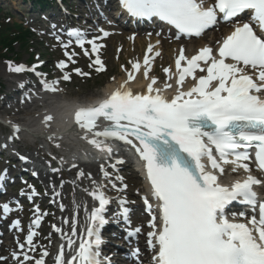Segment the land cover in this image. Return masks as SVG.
<instances>
[{
	"label": "snow or ice",
	"instance_id": "snow-or-ice-1",
	"mask_svg": "<svg viewBox=\"0 0 264 264\" xmlns=\"http://www.w3.org/2000/svg\"><path fill=\"white\" fill-rule=\"evenodd\" d=\"M119 2L137 20H158L174 29L176 40L201 37L206 30L218 28L221 23L230 25L232 30L218 40L215 50L205 45L189 57L181 46L175 59L176 71L164 68L167 80L160 87L156 86L158 79L150 76L153 58L146 54L143 65L139 60L131 63L127 80L94 107L78 114L81 138L107 157L116 175L101 164L106 185L90 173L77 172L71 183L79 186V181L89 179L92 187L81 190L94 203L91 208L84 205L83 223L79 219L80 205L74 202L71 216H62L60 224L50 226L61 241L52 264H110L109 258L102 254V230L109 223L107 215L113 202L105 189L110 185L111 190L126 193L128 187L119 175V166L124 160L116 158L113 152L115 141L130 146L146 171L155 204L148 196L142 200L150 217L146 235L147 246L154 253V264H264V200L255 190V186H264V180L252 175L250 167L254 156L257 170L264 174V0ZM97 32L92 36L79 29L54 32L66 58L56 64L61 78L47 80L45 73L37 71L42 66L39 64L28 68L10 63V70L31 72L39 78L42 90L57 91L60 79L70 81L72 72L90 75L80 68H71L80 55L75 51L78 47L89 59V68L103 72L106 66L99 53L105 45L99 41L110 33L103 28ZM156 35L161 36L162 32ZM130 39L134 41L135 37ZM159 43L158 40L155 46L149 44L147 53H153ZM160 55L155 51V57ZM142 66L149 83L145 91L134 92L129 82L135 80L134 73H139ZM197 72L202 75L197 76ZM189 77L194 83L185 88ZM169 81H175V94L171 97L164 94L174 87ZM18 158L27 161L26 157ZM228 165L231 173L242 170L247 175L243 180L223 182L221 177L226 175ZM72 167L77 165L73 163ZM115 181L122 187L118 188ZM29 188L27 197L31 202L37 193L31 185ZM21 194L25 195L23 189ZM60 195L53 186L52 202ZM115 202L118 205L114 213L116 222L126 225L124 238L129 241L138 238L143 228L131 227L126 195L116 197ZM58 206L62 213L66 211L63 203ZM236 206L247 207L251 216L245 211H234ZM22 210L18 200L4 202L0 204V219ZM48 215L39 205H33L24 242L15 238L17 250L11 252L13 264H47V257L51 255L48 246L39 245L35 240ZM237 218H244L246 222H236ZM9 228L24 231L19 218ZM50 236L51 233L45 237L49 239V246ZM37 249H42L39 258L35 255ZM128 258L133 264H143L138 247L131 250ZM7 260L8 257L0 255V264Z\"/></svg>",
	"mask_w": 264,
	"mask_h": 264
},
{
	"label": "rangeland",
	"instance_id": "rangeland-1",
	"mask_svg": "<svg viewBox=\"0 0 264 264\" xmlns=\"http://www.w3.org/2000/svg\"><path fill=\"white\" fill-rule=\"evenodd\" d=\"M100 8H102L101 5H99ZM0 7L3 9L2 13H0V16L5 15L7 16V22L10 23H16L19 25H22L24 29H28L31 31V37H30V47L22 50L17 48L20 52H23L22 59L20 63H5L0 59V83L3 85V95L0 96V117H4L7 114H10L13 112V110H25L26 108L19 104V96L15 93V85L21 81L26 80L27 83L35 84L37 83L36 79H33V75L27 76V72L24 73H14L10 70V63L12 65H24L26 64L29 59L31 58V54L35 53L37 57L40 56V61H38L35 65L39 64L42 65L38 69L42 70L41 73L46 74V78L52 77L53 80H56L58 78H61V75L58 76V70L56 67V64L58 61L65 60V55L62 50L61 44L54 38V32L48 30L46 27L43 26H35L30 21V16L27 14V10L29 9V5L26 6L23 4L22 0H0ZM27 15L28 19H23V16ZM83 16H86V13H83ZM36 18V16H34ZM77 23L74 24L76 29H81L80 24L81 21H76ZM105 23H111L113 28V35L110 36L109 40H105L102 44L105 45V50L102 52V58L103 62L106 66V73L103 75H96L94 72V68H89L90 61L83 58V54L80 50L75 48V51L80 53V55L76 58L77 63L74 65H71V68H80L83 72L89 73V76H80L75 74V72L71 73V79L70 81H63L60 79L59 88L61 89L59 94L66 93L67 96H74L79 98H86L89 97L92 94L98 93L99 89H96V86H99L102 82H111L116 78L119 77H125L128 73V71H131V63L139 60V62L143 65V60L147 52L145 53V49L148 46L146 44L145 40V46L141 47V49H138L140 46H137L135 44L134 47H132L131 44L133 42H136V39L133 41L130 39V33L124 30L123 28H119L118 25L114 23L111 19H107ZM228 25V24H226ZM220 26V25H219ZM218 26V27H219ZM230 28V26H229ZM217 27H215L211 32V34H207L201 39L198 40H187V39H180L176 40L172 35L163 34L158 38H155V40L152 41V44L156 41H160L159 46L154 48V51L157 50L159 52H162V55L158 59H154V53H150L149 56L153 58V64L151 71H155L154 77L158 79V84H163L166 82L167 77L164 73L163 69L170 67L172 72H174V60L175 57L179 54V49L181 46L184 47L185 52L190 54L195 49L199 48L200 46H203L205 43V38L207 40H210L212 37V33L217 31ZM126 35V36H125ZM128 35V36H127ZM125 36V37H124ZM65 40H67L66 37H64ZM175 41H179L178 44L180 47L177 48L175 54L168 52L166 49L172 50V45L175 46ZM174 42V43H171ZM155 46V45H154ZM171 46V47H170ZM143 67V66H142ZM144 70V67H143ZM157 84V85H158ZM105 85V84H104ZM35 90V86L31 89L32 91ZM36 94H38V89L35 90ZM14 110V111H15ZM2 137L1 130H0V138ZM20 137V136H19ZM23 139V141L19 144H17L18 147L28 150L30 153L34 154L37 158L42 159L44 157V154L46 150H41L39 145L31 146L28 144V141H26L25 137H20ZM59 152L60 158L55 155V151ZM65 146L61 147H54V149L49 150V152L52 153V155L58 157L59 162L63 160L64 163L68 162L70 164L69 167H67L68 170L73 169L72 164L68 158L69 150L66 148V150H63ZM10 150H14V147L10 144ZM5 164H7V160H4V163H1L0 166L4 168ZM77 167L74 168L73 171H69L70 173H64L62 171H55L57 174L50 176L49 174L45 175V184L47 186H55L58 188V191L62 192V200L60 199V202L63 203L66 206L65 213L63 212L62 216H71V213L74 208V202L82 201V198L80 195H78L77 187L76 185H73L71 183V179H74L77 175V171L83 170L86 168V165H82L79 162H75ZM100 164V163H99ZM99 164H96L97 167H99ZM56 169L62 170L61 167H57ZM92 177L97 181L98 177H94L92 173H90ZM124 183L128 185V190H131V193H122L123 195H126V197L130 196H137V199L140 198L139 196L142 195V180L133 173V168L129 165L125 166L121 172ZM90 181L89 179H84V182ZM63 183V187H61V182ZM91 182V181H90ZM139 186V187H138ZM118 187V186H117ZM120 187V186H119ZM46 194H50V190L45 189ZM65 193H69L72 195L71 201H65L63 196ZM115 196H117V192H112ZM93 201V199H90ZM52 201V200H50ZM50 201H45L42 205L43 211L46 209L50 210V215H48L47 220L49 223H55L56 219L59 216V212L57 210H54L53 207H48V203ZM90 201V202H91ZM89 202V204H90ZM138 202V201H134ZM136 204V203H135ZM81 207L79 208V214L81 212ZM54 214V215H52ZM61 216V217H62ZM135 222H138L137 219H135ZM47 233H43V237L37 242V244L41 245V242L44 240L45 237L49 236L51 233L50 229H47ZM18 238L20 242L24 241V237L19 236ZM49 247V242L47 244ZM141 260V258H140ZM142 261V260H141Z\"/></svg>",
	"mask_w": 264,
	"mask_h": 264
},
{
	"label": "bare ground",
	"instance_id": "bare-ground-1",
	"mask_svg": "<svg viewBox=\"0 0 264 264\" xmlns=\"http://www.w3.org/2000/svg\"><path fill=\"white\" fill-rule=\"evenodd\" d=\"M207 2L209 3L210 1L207 0ZM228 26L230 25H220L217 29L216 32L212 33V37L210 40H207V38H205V43L203 45H207V46H211L213 47L215 44L217 45V41L222 39V36L223 34H227L228 30L225 29L227 28ZM133 34H136V35H133ZM132 35L136 38V42L134 41L132 45V47L135 46V44H137V46H140L138 49H141V47L145 46V40L147 41L146 44H152V41H153V38L152 36L149 37V33H146V32H142V33H133ZM211 34V33H209ZM131 35V34H129ZM131 35V36H132ZM126 36V35H125ZM124 36V37H125ZM128 36V35H127ZM132 36V37H133ZM175 36V35H174ZM154 45H157V41L154 43ZM172 50H170L169 48L166 49V51L168 52L167 54L170 53H173L175 54L177 48L179 47V44L176 42L175 43V46L174 44L172 45ZM171 47V46H170ZM177 57H175L176 59ZM182 66H184V62H182ZM174 68H175V61H174ZM175 71H176V68H175ZM143 67L141 68V71L139 73H134L135 75V80L133 81H130L129 82V86L132 88V90L134 92H143L146 90V87H147V84L149 83V80L145 79L144 75H143ZM154 75L155 73L152 72L150 73V76L151 75ZM125 80H127V76H125L124 78H117V79H114L112 82H110L106 88V93H110L111 91H113L120 83H123ZM192 81V79H189L187 78L186 81H185V85L184 87L187 88V87H190L192 84H189L190 82ZM170 83H173L174 87L172 89H168L164 92L165 95L171 97L172 95L175 94V81H169ZM164 84V83H163ZM163 84H158L156 85L157 87H160L162 86ZM62 94H66V93H62ZM95 94H92V96H94ZM35 108L34 105H29L28 107H26L25 110H13V112H11L10 114H7V115H11V114H21V113H24L25 111H30L31 109ZM56 113V116H57V121H56V126H58L59 128L56 130V134H62V133H66L68 135H73V136H77L76 139H78V142H77V145H80V138L82 136V133L81 131L78 129V126H76L75 128H73L70 132H66V125L67 123L69 122L68 119H66L68 116L71 117L72 115H74L76 112L74 110H64V109H58L55 111ZM81 135V136H80ZM80 136V137H79ZM62 138V137H60ZM59 138V139H60ZM45 145V141L43 143ZM76 145V144H75ZM92 146V145H91ZM79 147V146H78ZM72 148H68V150L70 151V153L68 154L69 156V160L73 161V162H79L80 164L82 165H86V168H84V172L86 174L88 173H92L94 175V177H99L100 172H99V169L97 167V165L95 164L97 161H100L102 160L103 158H105L102 153H100L99 151H97L95 148H93L91 151L87 152L88 154V157H90V162H85L84 159H83V156L85 155L83 153V151L81 149H78L77 152H73V150H71ZM134 152V150H133ZM137 156V155H136ZM138 158V157H137ZM133 163V162H132ZM143 164V163H142ZM67 167H69V165H65V168L67 169ZM73 169H70V171H73ZM142 170V169H141ZM78 172V171H77ZM76 172V173H77ZM140 174V173H139ZM50 176L54 175L53 172H50L49 174ZM142 179H143V184H144V194H146L149 199L152 200V197H151V192H150V185H149V182L147 180V176L145 175V172H143L142 174ZM79 186L77 187V192H78V195L81 196L82 198V201H79V202H76L75 201V204H78L80 205L81 209L84 207V205L87 203L90 202V199L92 198L91 196H89L86 192L82 191L81 189L82 188H91L92 187V184L90 181H86V183L84 182V179L79 181ZM72 195H70L69 193H65V195L63 196V198L65 199V201H68V200H72L71 197ZM58 212H60V215L62 216L63 213L59 210V208L57 209ZM65 213V212H64ZM59 224H60V219H59ZM15 247V245L13 246ZM49 250L50 251H55V248L54 246H50L49 247ZM6 252L7 250L5 248L1 249L0 251V254L3 255V256H6ZM56 253L52 252L51 255H49V257H47V264H52V257L55 255ZM102 254L104 255L103 251H102ZM146 256L149 258V256L146 254ZM7 257V256H6ZM12 259L11 258H8V260L6 262H3V264H12Z\"/></svg>",
	"mask_w": 264,
	"mask_h": 264
},
{
	"label": "trees",
	"instance_id": "trees-1",
	"mask_svg": "<svg viewBox=\"0 0 264 264\" xmlns=\"http://www.w3.org/2000/svg\"><path fill=\"white\" fill-rule=\"evenodd\" d=\"M42 6L45 0H38ZM2 8H0V13ZM6 16H0V59L20 60L22 52L17 48L25 50L30 47L31 32L24 29L22 25L6 22ZM34 56L30 60L33 61Z\"/></svg>",
	"mask_w": 264,
	"mask_h": 264
}]
</instances>
